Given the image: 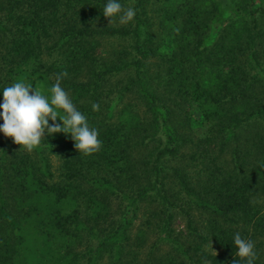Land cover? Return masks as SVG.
Instances as JSON below:
<instances>
[{
	"label": "trees",
	"instance_id": "obj_1",
	"mask_svg": "<svg viewBox=\"0 0 264 264\" xmlns=\"http://www.w3.org/2000/svg\"><path fill=\"white\" fill-rule=\"evenodd\" d=\"M105 3L0 0V102L67 72L102 141L0 132V264H233L237 232L264 264V3L120 0L136 15L112 26Z\"/></svg>",
	"mask_w": 264,
	"mask_h": 264
},
{
	"label": "clouds",
	"instance_id": "obj_2",
	"mask_svg": "<svg viewBox=\"0 0 264 264\" xmlns=\"http://www.w3.org/2000/svg\"><path fill=\"white\" fill-rule=\"evenodd\" d=\"M103 15L109 19V26L118 23L126 25L133 21L136 15L135 8L125 6L120 0H106L102 10ZM67 72L59 73L55 83L45 94L39 87L32 83L18 80L3 89V100L0 102V132L12 138L13 142L20 145L28 152L38 147L46 135L64 133L72 138L74 147L80 154L92 155L102 148L99 130L91 127L87 116L79 111L73 103L68 91L61 84ZM93 111L99 110V105L92 104ZM63 113V114H61ZM49 120L52 123H49ZM62 121L58 123L57 121ZM55 155V154H54ZM236 247L233 264H254L257 259L255 242L241 236L239 232L234 235ZM208 248L216 256L218 253L213 248L212 240Z\"/></svg>",
	"mask_w": 264,
	"mask_h": 264
},
{
	"label": "rangeland",
	"instance_id": "obj_3",
	"mask_svg": "<svg viewBox=\"0 0 264 264\" xmlns=\"http://www.w3.org/2000/svg\"><path fill=\"white\" fill-rule=\"evenodd\" d=\"M255 1H256V4L264 3V0H255ZM38 87L40 88V85ZM190 111H191L192 116L194 117L195 123L197 125L196 133L199 135L204 134V132H206L205 129H206L207 124H205V122L201 123L202 119H201L200 111L197 109V107L195 105L191 108ZM53 160H54V158H53ZM119 207H120V202L118 203L116 201L115 203H113V207H112L113 213H117L119 210ZM183 222L184 221L181 218H176L174 221V223H175L174 225L176 226L177 229H184ZM88 243L89 242H86V246H88ZM102 264H105V260L102 262Z\"/></svg>",
	"mask_w": 264,
	"mask_h": 264
}]
</instances>
